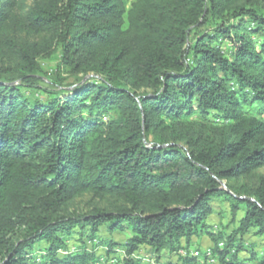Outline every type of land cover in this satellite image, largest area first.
Wrapping results in <instances>:
<instances>
[{"label": "trees", "instance_id": "1", "mask_svg": "<svg viewBox=\"0 0 264 264\" xmlns=\"http://www.w3.org/2000/svg\"><path fill=\"white\" fill-rule=\"evenodd\" d=\"M263 168L264 0H0V264H142L203 235L242 264ZM219 199L243 213L230 233L207 223Z\"/></svg>", "mask_w": 264, "mask_h": 264}, {"label": "rangeland", "instance_id": "2", "mask_svg": "<svg viewBox=\"0 0 264 264\" xmlns=\"http://www.w3.org/2000/svg\"><path fill=\"white\" fill-rule=\"evenodd\" d=\"M202 30L203 29L195 30L193 32V35H192V40H194L196 34ZM223 49L225 51L230 50V43L226 41L223 45ZM59 63H60V54L59 53L54 54V56H52L49 59H44L41 61V66H42V69L44 70V75H43L44 83L42 84L43 86L47 87L49 85L48 83H49L50 79L55 78V74L57 72V68H58ZM91 77H93V76H91ZM88 79H89V77L85 78V80H88ZM75 81H76L75 79H72L69 81V83H73ZM258 173L260 175H264V168L261 169ZM224 185H226V184L224 183ZM223 188H225V187L223 186ZM89 201H90V197L82 198V199L78 200V203H77V205H75V208L77 207L83 211H86V210H88V207H89L88 206ZM212 208H213V213L208 218L207 223L213 227V230H215L217 232L223 230L227 226L230 227L228 229V232L229 233L232 232L234 229L237 228L240 219L243 217V213L239 212L237 217H236L235 222H233V217L231 214L230 205L228 202L224 201L223 199L216 200V202H214L212 204ZM254 233L255 232L253 231V233L246 236L245 240L247 241L249 246H253L252 249L257 254V257L252 259L250 252H242L239 255V262L242 264H259L261 257L264 256V240L262 237L256 236ZM131 236H132V234L130 232H125L123 234H121V233L112 234L108 231L107 228H102L100 230V232L98 233V237L100 239L103 238V239L113 240L115 243H118V244L119 243L120 244L125 243ZM74 243L75 242L69 243V249H70V251H72V253L77 251L75 246H74ZM86 244H87V247L89 250H91L93 248V244L91 242L88 241V242H86ZM191 246L193 248H199L200 250H203L207 246H209V248H212V243L207 236L203 235V236L194 238ZM118 249H120V247ZM147 249H148L147 247L142 248L138 252L137 255L141 259H143L149 255L154 256V257L157 256V257H155V260H156L155 263L156 264H161L162 260H163V262H166L168 256L170 255L168 252H162L160 254H156L152 250H147ZM106 251L107 250L105 248H98L96 250V254H97V256L105 258V256L108 257L107 256L108 253ZM37 254L39 256L40 252H38ZM60 255H63V254L60 253ZM158 257H160V258H158ZM105 261L106 260L102 261L101 264H108ZM142 264H144V263H142ZM146 264H150V263H146Z\"/></svg>", "mask_w": 264, "mask_h": 264}, {"label": "built area", "instance_id": "3", "mask_svg": "<svg viewBox=\"0 0 264 264\" xmlns=\"http://www.w3.org/2000/svg\"><path fill=\"white\" fill-rule=\"evenodd\" d=\"M223 246V244H222ZM60 253H62L63 255H67L69 253H72V251H70V249L68 248L67 251H60ZM205 256V259H206V263L207 264H219V261L213 257V254L211 252V248H207L203 251H200L198 249H195L193 248L192 246L189 248V249H185V248H182L176 255L175 257L177 259H179L180 257H183V258H186V257H195V258H200L201 256ZM108 257L105 256V258L103 257L102 258V261L106 260L105 262H107L108 264H118L117 262V256H121L123 257L124 256V252L123 251H118L117 252V255L116 254H112V255H107ZM157 257V256H155ZM155 257L154 256H147L143 259H141L138 255H135V258L141 260L142 262H146V263H150V264H156L155 263ZM161 264H167V261L166 262H163L162 260V263ZM200 264H203L200 263Z\"/></svg>", "mask_w": 264, "mask_h": 264}, {"label": "crops", "instance_id": "4", "mask_svg": "<svg viewBox=\"0 0 264 264\" xmlns=\"http://www.w3.org/2000/svg\"><path fill=\"white\" fill-rule=\"evenodd\" d=\"M147 248H148V247H147ZM207 248H209V246H207L205 249H207ZM195 249H198V250H199V248H195ZM205 249H203V250H205ZM147 250H151V249L148 248ZM203 250H202V251H203ZM159 258H160V257H159ZM166 261H167L169 264H182V263L180 262V260L177 259V258L175 257V255H169ZM142 263L146 264V262H142ZM168 263H167V264H168Z\"/></svg>", "mask_w": 264, "mask_h": 264}, {"label": "water", "instance_id": "5", "mask_svg": "<svg viewBox=\"0 0 264 264\" xmlns=\"http://www.w3.org/2000/svg\"><path fill=\"white\" fill-rule=\"evenodd\" d=\"M223 186L225 187L224 189H226V186L224 185V183H223Z\"/></svg>", "mask_w": 264, "mask_h": 264}]
</instances>
